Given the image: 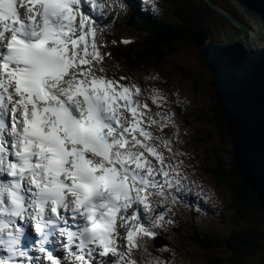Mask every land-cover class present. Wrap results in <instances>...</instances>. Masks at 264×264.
<instances>
[{
  "label": "snow or ice",
  "instance_id": "obj_1",
  "mask_svg": "<svg viewBox=\"0 0 264 264\" xmlns=\"http://www.w3.org/2000/svg\"><path fill=\"white\" fill-rule=\"evenodd\" d=\"M105 7L0 0V264H167L149 240L173 223L171 208L149 214L178 202L186 154L178 130L176 145L163 134L174 114L152 113L137 84L108 76L96 19ZM151 100L166 102L155 89ZM25 226L39 256L23 247Z\"/></svg>",
  "mask_w": 264,
  "mask_h": 264
},
{
  "label": "rangeland",
  "instance_id": "obj_2",
  "mask_svg": "<svg viewBox=\"0 0 264 264\" xmlns=\"http://www.w3.org/2000/svg\"><path fill=\"white\" fill-rule=\"evenodd\" d=\"M229 1L236 8L240 17H242V21L249 23L233 1ZM163 5L164 7H169L168 1L163 0ZM166 15L167 17L170 15L172 23L179 24V20L176 19V16L172 12H166ZM214 18L215 17H213L212 20H209V26H212V28L214 27V34L216 35L217 40L221 41L223 34L231 32L232 27L225 23H219L215 21ZM121 24L118 26L119 28H117L116 32L122 29ZM216 25L219 29L216 28ZM236 35L239 34L237 33ZM114 36V41L118 42L120 40L118 34L116 33ZM120 42L121 43L119 44L117 43L118 45L112 43V47L110 48L116 54V56H114V61L119 60L122 54L127 53L126 48L128 45L123 43V41ZM198 53L199 51L197 49L189 45L183 46L179 48L177 54L166 58L163 67L149 69L152 78H149V80H154L153 89L157 90L158 88L161 96L166 95V98H164V101L166 102L163 104L162 108H157L156 105L151 107L153 113L163 112L165 115L174 114L175 117H178V111H176L177 105H182V107L187 108L190 114L200 112L209 113L214 106V102L210 97L211 88L207 68L203 66ZM126 55L128 56V54ZM131 59L134 60L135 58L131 57ZM106 62L109 63V65L114 66V72L124 70L122 65L114 63L111 59L106 60ZM143 73L145 74L144 71ZM117 75L118 78H120L121 76H126V73L118 72ZM135 81L139 80L135 79ZM179 110H181L180 107ZM155 118L157 121L160 120L159 116H156ZM179 123L185 127L187 132L185 133V138L188 139V148L193 156V158L189 159L187 155L186 162L184 163L185 167L188 168V170H185L188 179L191 180L192 184L200 185V188H203L205 192L210 195L211 199L206 201L208 205L212 204V208L216 209L215 211H218V209L223 210V216L210 217L204 221H209L207 223L212 230L225 236L230 230V227H233L231 224L234 214V211L231 209L232 196L224 185H219L216 182L209 171L217 169L220 165L226 169L231 162L227 141L219 136H215V134L209 141L206 136L211 128L197 120L185 123V119L179 115ZM152 131H154V134L160 135L159 129L155 126ZM197 138L202 139V142H196ZM179 141L182 145L183 138H179ZM172 142L173 144H176L177 139L172 140ZM190 167H192L191 170ZM177 204L181 203L177 202L175 205H167L171 208L174 217L176 215ZM184 208L189 210L187 206H181L177 210V213L181 210L183 211ZM156 210L157 206L154 205L153 213H151L152 216H155ZM216 217H219V219L215 221L211 220V218L216 219ZM187 218H190V216H187ZM176 219L175 224L173 225L174 227L170 228L168 232L164 233L161 237V241H164L169 245V257L171 258L168 259L169 264H208V259L215 260L218 258H221L223 264H231L229 262V255L225 251L205 253L198 246L194 240L195 235L193 227L195 226L190 220L187 219L186 221H181ZM200 225L203 224H198L197 226L200 227ZM149 244H151L149 245V248L152 247L154 250L153 242L149 241ZM149 251L154 257H159L161 261L165 262V259L161 258L160 253H157L156 251L153 253L151 250ZM137 258H141L139 254ZM253 264H264V252L258 255Z\"/></svg>",
  "mask_w": 264,
  "mask_h": 264
},
{
  "label": "trees",
  "instance_id": "obj_3",
  "mask_svg": "<svg viewBox=\"0 0 264 264\" xmlns=\"http://www.w3.org/2000/svg\"><path fill=\"white\" fill-rule=\"evenodd\" d=\"M213 1L242 21V17L229 0ZM169 4L171 6V0H169ZM172 8L179 24L172 23L171 20L166 21L164 17L157 20L158 22L144 21L143 23H140L143 15L135 14L131 18V23L127 25L128 30L126 31L131 40L127 49V60L131 57L135 58L131 66L133 69L149 70L163 67L166 58L177 54L179 48L189 45L198 50L210 39L216 38L217 40L214 27L209 26V20H212L213 17H215V21L232 27L231 32L223 34L224 39L222 38L220 43L231 36H238L236 35L238 31L225 18L210 9L203 0H172ZM150 12L148 11L144 16L150 18L153 15ZM216 28L219 29L217 25ZM148 30H151L152 33ZM210 88V97L214 106L208 114L203 112L190 114L181 111V116L187 123L197 120L208 125L211 128L207 133L209 141L215 134L232 144L223 111L214 96L212 82ZM197 142L201 143L202 139L198 138ZM209 173L219 185H224L231 193L234 211L231 222L233 227H230L227 232L229 236L226 239L203 228L200 234L195 235V241L205 253L225 251L229 255L231 264H250V262L253 264L258 255L264 252V215L256 194L240 177L233 158L226 169L220 165ZM207 263L223 264L221 258L208 259Z\"/></svg>",
  "mask_w": 264,
  "mask_h": 264
},
{
  "label": "water",
  "instance_id": "obj_4",
  "mask_svg": "<svg viewBox=\"0 0 264 264\" xmlns=\"http://www.w3.org/2000/svg\"><path fill=\"white\" fill-rule=\"evenodd\" d=\"M239 32L224 43L214 39L199 48L232 144L230 160L264 214V0H232L249 22L203 0Z\"/></svg>",
  "mask_w": 264,
  "mask_h": 264
},
{
  "label": "bare ground",
  "instance_id": "obj_5",
  "mask_svg": "<svg viewBox=\"0 0 264 264\" xmlns=\"http://www.w3.org/2000/svg\"><path fill=\"white\" fill-rule=\"evenodd\" d=\"M117 74H118V73H117ZM117 74L115 75L116 79H117V77H118V75H117ZM118 79H119V78H118Z\"/></svg>",
  "mask_w": 264,
  "mask_h": 264
}]
</instances>
